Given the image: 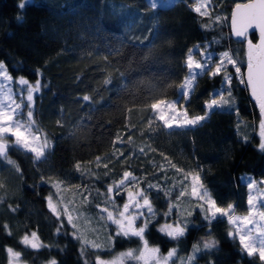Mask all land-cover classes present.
Masks as SVG:
<instances>
[{"label":"trees","instance_id":"trees-1","mask_svg":"<svg viewBox=\"0 0 264 264\" xmlns=\"http://www.w3.org/2000/svg\"><path fill=\"white\" fill-rule=\"evenodd\" d=\"M246 1L225 0L228 15L218 21L217 8L212 16H204L195 11L192 0L156 7L149 0H31L23 10L17 8L18 0H0V62L14 78L40 80L35 118L51 144L36 162L33 153L9 150L23 175L0 158V264H9L8 247L21 252V264H49L51 259L91 264L97 256L110 260L140 249L137 238H117L112 244L107 239L115 225L106 220L105 208L116 211L112 200L121 209L126 184L111 200L107 192L125 181L123 172L136 175L137 187L159 186L148 190L159 213L169 203L184 210L177 185L184 175L177 169L201 173V182L221 206L232 203L237 213L249 211L244 176L264 178V150L258 135L262 118L246 84L234 77L231 92H224L225 97L231 95L230 107L209 111L205 101L226 86L220 77L200 75L185 102L190 116L208 112L197 126L168 129L151 109L158 99L179 97L188 75L189 49L196 45L209 44L217 54L233 53L245 71V41L233 38L230 22L235 4ZM249 36L257 41L256 33ZM228 71L234 74L235 69L229 66ZM62 185L83 193L81 207L87 216L82 227L89 228L84 234L68 225L64 214L58 221L48 206V197L57 195ZM191 220L179 241L159 233V225L151 227L145 237L148 246L159 247L161 255L175 248L178 256L186 257L194 244L213 239L216 246L197 253L195 264H261L241 252L226 218L214 222L210 235L198 213ZM33 231L49 247L26 248L21 241ZM92 242L102 249H93Z\"/></svg>","mask_w":264,"mask_h":264},{"label":"snow or ice","instance_id":"snow-or-ice-1","mask_svg":"<svg viewBox=\"0 0 264 264\" xmlns=\"http://www.w3.org/2000/svg\"><path fill=\"white\" fill-rule=\"evenodd\" d=\"M149 2L153 7H156L155 0H149ZM30 3L31 0H18L17 8L23 10L27 6H30ZM204 7L205 5L201 4L195 8V11L201 15H208V13L203 11ZM233 14H235L239 21L237 28L234 30L236 37L246 38L249 29H259V43L256 46H253L252 42L250 40L248 41L246 80L244 74L241 72V67L239 66L238 61L235 60L229 52L225 51L221 53L218 58L219 62L217 63L213 61L212 54L208 52L207 48H204L201 55L206 58V62L200 63L193 59V56L191 55L193 49H189L186 61L188 75L184 79L183 84L180 85L181 98L188 100L190 95L195 92V89L198 86L196 85V70L199 69L201 73L209 75L210 78L220 77L222 83L226 86L223 90L217 91L213 94L218 98H211L205 101L206 109L214 111L217 108L223 109L226 106L230 107L231 95L229 94L228 97H225L223 93L225 91L229 93L231 92L230 86L235 77L240 83L250 86L251 94L258 101L261 116L264 117V0H249L247 3H236ZM217 19L219 20L222 18L217 17ZM212 63H215L216 66L214 69L211 68V70H209V66ZM229 66L234 67V74L228 71ZM225 71H227V75L225 74ZM6 73L7 70L5 69L4 63L0 62V76L5 75ZM19 83L27 87L29 92L28 99L33 102V93L39 92L42 87L40 80H37L34 86L29 85L24 79H20ZM83 99L87 101L89 97H83ZM177 103L178 101L167 102L164 99H158L151 104L154 116L157 117L159 121H163L168 129H171L174 126L180 128L197 126L207 119V111L203 115L192 116H189L187 110L177 113ZM166 109L168 111H166ZM15 113V110L10 112L4 109V107H0V158L5 160L19 175H23L16 162L9 158V150L11 148H19L26 153H33V159L34 162H36L46 156V153L51 148V144L46 137L41 143V136L32 132V126L35 122L31 120L33 116L31 106L29 107L28 105L27 121H21L19 118L14 119ZM259 128V135L261 137L259 147L264 150V119L261 120ZM10 137H14V140H11ZM97 163H99V159L97 160ZM79 168L80 166L77 165V169ZM105 169H107V165H105ZM177 171H180L184 175V182L181 184L182 190L180 191L179 196L194 198V203L189 209L181 211H177L176 204L169 203L167 210L162 213H159L154 209L150 202L148 190L153 188L159 190L158 185L151 183L147 184V189H141L135 193L128 192L127 203L122 205V210L116 207L115 202L111 200V194L113 192L118 193L119 189L124 187V184L135 183L138 181V178L133 176L132 172H123V176L127 175V179L123 183L116 184L114 188L108 189L107 192L113 208L116 209L114 214L113 211H109L108 208H105V211L107 212L106 220L115 225V232L109 235L107 239L109 240V243L112 244L117 238H126L129 240L137 238L141 242L142 248L120 253L116 259L111 261H105L97 256L91 264H124L125 258L143 261L144 264H150V262L151 264H170V262L171 264H176V260H180L181 264H195L196 254L203 250L213 249L216 246L217 241L213 239L204 240L201 242L202 247L201 243L194 244L191 253L186 257L178 256L177 249L175 248L169 250L167 255H161L159 247L148 246L149 242L145 237L148 234L149 229L153 226L159 225L156 229L159 233L173 241H179L187 235L189 227L192 226L191 217L194 213L200 215L204 225L209 229V235L211 233L212 225L218 220L226 218L229 225L237 224V220L240 218L233 215L234 205L229 203L226 206H221L217 199L214 198L213 194H211L201 182L199 173H183L180 169H177ZM105 172L106 175H108L107 171ZM189 178L191 180L190 191L184 187V185L188 183ZM41 182L46 183L43 176L41 177ZM58 185L59 182H56L52 184V187L57 188ZM253 185L254 182L249 183L248 188H253ZM53 195L56 194L53 193L48 197V206L56 215L57 220L63 221V216H61L57 207L52 203ZM165 195L170 196L171 193L168 192ZM255 200V197L249 195L247 203L254 207ZM144 209L147 211L145 212ZM18 210L19 209H14V211ZM173 215L176 216L175 220H172ZM257 215L259 220L264 221V211L253 212L243 217V226L246 227L247 225L252 224L253 216ZM160 219H165V222L161 224ZM170 220H172V222H168ZM67 224L73 229H76L77 227L72 215H67ZM62 228L63 224L61 223L60 226L57 227L56 232L60 233ZM240 231L241 229L238 228L237 232ZM260 231L264 234V229H260ZM9 235H11V233H9ZM228 235L234 238L232 231H230ZM21 243L26 248L32 250L49 247L40 242L35 231L31 232L30 235H25ZM239 243L242 246L241 252L246 253L248 257L251 258L257 254V249L249 242V236L241 234L239 236ZM91 247L93 249H102L103 246L92 242ZM108 250L112 251L113 249L109 248ZM136 252H138V255L135 254ZM7 253L10 255L9 264H15V262L21 258V252L14 251L11 247L7 248ZM258 256L259 260L264 262V245L259 248ZM49 264H58V261L51 259ZM85 264H89V262L85 260ZM210 264H212V262H210Z\"/></svg>","mask_w":264,"mask_h":264},{"label":"rangeland","instance_id":"rangeland-1","mask_svg":"<svg viewBox=\"0 0 264 264\" xmlns=\"http://www.w3.org/2000/svg\"><path fill=\"white\" fill-rule=\"evenodd\" d=\"M176 1L177 0H155V3H156V6L157 5L170 6V5H173ZM192 1L194 2V9L197 6H200L201 4L205 5L203 11L208 13V15H204V16H208V17L210 15L212 16L211 12L214 8H217L216 15L214 16V18L216 20H218L217 17L222 18V19H219L218 21L224 20L228 15L227 7H224V5H223L225 0H192ZM248 40H251L249 34L247 35V37L245 39V45H246V41H248ZM197 46H203V47H197ZM204 48H207L208 52L212 54L213 61L218 63L219 62L218 58H219L221 53L217 54L214 50L210 49L209 44L196 45L193 48V51L191 53V55L193 56V59L197 62L205 63L206 58L202 57V55H201ZM229 54L232 55V57L235 60H237L236 57L233 55V53L229 52ZM215 66H216L215 63L210 64L209 70H211V68L214 69ZM5 69L7 70L6 67H5ZM196 72H197V79L200 75H204L203 73H201V71L199 69H197ZM241 72H242V74H244V71H242V69H241ZM20 79L21 78L12 77L8 71L5 75L0 76V107H4V109H6L10 112L15 110L16 113H15L14 119L19 118L21 121H27L28 120V117H27L28 105H29V107L31 106V109L33 112V116L31 118V120L35 122L34 125L32 126V132L41 136V143H42L44 136L41 134V132L38 129V124H37V121L35 118V112H34V108L36 105V95L38 92L33 93V102L29 101V99H28L29 92L27 90V87L25 85H21L19 83ZM196 83H197V80H196ZM28 84L33 85V86L35 85V83H31V82H28ZM221 90H223V88ZM33 91H34V89H33ZM217 91H220V90H217ZM217 91H215V92H217ZM212 98H218V97L215 95H212ZM165 101H167V102L178 101V103L176 105L177 113H180V112H183L186 110V106H185L186 100L181 98V89H180V95L178 98L165 100ZM31 103H32V105H31ZM166 111H168V110L166 109ZM209 111H212V110H209ZM170 114H174V113H170ZM156 120H158L157 117H156ZM161 122L163 123V121H161ZM188 127H191V126H188ZM173 128H180V127L174 126ZM259 132H260V128H258V135H259ZM259 137H260V135H259ZM10 139L14 140V137H10ZM260 139H261V137H260ZM196 173H199V172H196ZM199 175H200V179H201V176H202L201 173H199ZM133 176H136V175H133ZM126 179H127V175L125 177V180ZM244 179L248 184L254 182L253 188L250 189V195L256 198L255 206L253 207V206L249 205V211L247 213H244V214L237 213L236 211H234L233 215L239 217L240 219L237 220L236 225H231V226L233 227L234 233L236 234L238 240H239V236L241 234L249 236V242L257 249V254L254 257L259 260L258 250L262 245H264V234H262V232L260 231V229H264V221L259 220L258 215L253 216V223L244 227L243 226V217L245 215H249L253 212L264 211V178L255 179L252 176H244ZM183 182H184V176H181L179 183H177L180 191L182 190L181 184H183ZM137 184H138L137 181L135 183L126 184L125 188H127V193L128 192L135 193L141 189H144L141 186L137 187ZM190 184H191V180L189 178L188 183L184 185V187L188 191H190ZM170 190H173V188H170ZM179 198H180V200H182V202L179 204V207H181L182 209H189L192 206V204L194 203V198L180 197V196H179ZM83 201H84V197H83V193L81 190H79L78 188H72V187L63 186V185L60 186L59 192L56 195V197L54 196V198H52V203L55 207H57L60 214H64V216L66 218H67V215H72L74 217V222L77 225L76 230H78V232L81 234L82 233L84 234L89 229L87 227H82L84 218H86V216H87L85 211L81 207V204L83 203ZM125 203H127V200H126V202H124V204ZM141 203H142V201H141ZM48 204H49V201H48ZM120 210H122V207ZM144 211L146 212L147 210L144 209ZM114 214H115V212H114ZM238 228L241 229L240 232H237ZM133 250H135V249H133ZM135 254L138 255V252H136ZM118 255H116L115 257H113L110 260H105V259H103V260L111 261V260L116 259L118 257ZM165 255H167V253ZM127 260H132V259L125 258L124 264H127ZM135 261H136V263L138 262L140 264H144L143 261H137V260H135ZM259 262L261 264H264V262H261L260 260H259ZM21 263L22 262L20 259H18L15 262V264H21ZM150 264H151V262H150ZM170 264H171V262H170ZM176 264H178L177 260H176Z\"/></svg>","mask_w":264,"mask_h":264},{"label":"water","instance_id":"water-1","mask_svg":"<svg viewBox=\"0 0 264 264\" xmlns=\"http://www.w3.org/2000/svg\"><path fill=\"white\" fill-rule=\"evenodd\" d=\"M247 2H249V0L246 1V2H240V3H247ZM234 9H235V6H234V8H233V10H232V13H231V17H232V19H231V22H230V24H231V33H232V36H233V38H234L235 40H238V41H245V39H246L245 37H236L235 34H234V30L237 28V25H238V23H239V21H238V19L236 18L235 14H233ZM237 11H238V10H237ZM250 33H256V34H257V41H252V40H250V41L252 42L253 46H256V45L259 43V29H256V28L249 29V30H248V34H250ZM248 41H249V40H248ZM248 41H246L247 52H248ZM246 74H247V66H246V69H245V71H244V78H245V80H246ZM246 86H247V88H248V90H249V94H250V97H251L252 101L257 105V108H258V110H259V103H258V101L256 100V98H255L254 96H252L250 86H248L247 84H246ZM259 113H260V110H259ZM260 115H261V113H260ZM261 118L264 119V117H262V116H261Z\"/></svg>","mask_w":264,"mask_h":264}]
</instances>
